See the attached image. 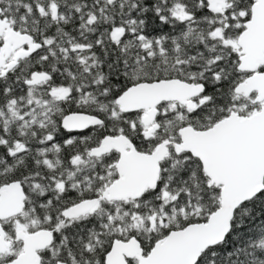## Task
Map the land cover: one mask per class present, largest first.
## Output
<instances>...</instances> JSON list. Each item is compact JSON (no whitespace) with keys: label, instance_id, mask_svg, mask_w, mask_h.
<instances>
[{"label":"snow or ice","instance_id":"obj_1","mask_svg":"<svg viewBox=\"0 0 264 264\" xmlns=\"http://www.w3.org/2000/svg\"><path fill=\"white\" fill-rule=\"evenodd\" d=\"M0 264H264V0H0Z\"/></svg>","mask_w":264,"mask_h":264}]
</instances>
